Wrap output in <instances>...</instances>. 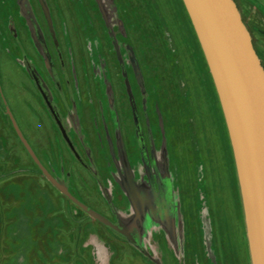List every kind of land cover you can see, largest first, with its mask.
<instances>
[{"label":"rangeland","instance_id":"1","mask_svg":"<svg viewBox=\"0 0 264 264\" xmlns=\"http://www.w3.org/2000/svg\"><path fill=\"white\" fill-rule=\"evenodd\" d=\"M237 1L264 33V0ZM23 4L30 28L19 23L12 56L0 44V264H188V257L190 264H253L227 121L184 0ZM263 33L255 34L261 53ZM28 55L49 93V74L64 70L74 83L73 110L62 103L58 109L76 127L91 171L69 150L26 66ZM11 114L48 171L127 233L84 211L48 178ZM111 125L119 126L118 144ZM152 126L159 128L158 154L174 170V180L161 183L167 196L140 183L130 141L145 130L152 137Z\"/></svg>","mask_w":264,"mask_h":264},{"label":"water","instance_id":"2","mask_svg":"<svg viewBox=\"0 0 264 264\" xmlns=\"http://www.w3.org/2000/svg\"><path fill=\"white\" fill-rule=\"evenodd\" d=\"M208 61L227 121L240 180L253 264H264V65L235 0H184ZM48 178L70 199L118 233L126 229L74 196L42 164Z\"/></svg>","mask_w":264,"mask_h":264},{"label":"flooded vegetation","instance_id":"3","mask_svg":"<svg viewBox=\"0 0 264 264\" xmlns=\"http://www.w3.org/2000/svg\"><path fill=\"white\" fill-rule=\"evenodd\" d=\"M235 1L238 5L240 11H241L242 17H243L248 29L251 32L254 46H255V48H256V50H257V52L261 58V61L264 65V53L263 52L261 53V51L258 48V46H259L258 41L261 42V40L259 39L258 36L255 35V34H262L263 32L262 33H260V32L258 33V31L256 32V30L254 28L255 26L251 25L246 20L245 16L243 15V11L241 9V6L239 5L237 0H235ZM3 8L5 9V16H4V18H0V39H1L0 44H1V47L3 48V50L11 55V53L13 54V49L14 48L17 49L18 46L20 45V38H19V33H18L19 23L21 22L22 24L27 25L29 28H30L31 24L29 22V18H28L29 14L25 10L23 0H0V11H2ZM253 19L255 22L258 21L257 18H255V17ZM126 44H128V43H126ZM25 60H26V62H25L26 66H27L29 72L31 73L32 77L36 81V84L38 86L37 88H39L40 94L42 95V97H43V99L47 105V108L49 109L51 114L54 116V118L56 120L55 122L57 123V126H58L60 132L62 133V135L66 141V144H67L69 150L71 151L73 157L77 160V162L81 163L85 168H87L88 170L91 171L93 169V164L90 162V160H88L86 157H84L81 146L75 142L74 137H75V131H76L75 128L76 127L71 128L69 126V124L67 123L66 118L63 116V113L61 114L60 110L58 109V105L60 103L64 104L69 111H70V107L72 108L71 103H73L75 101L74 83L71 81V79L69 80L68 75L64 70L60 71L59 72L60 75L56 78L54 76H52V74H49L50 79L52 78L51 80L54 81L53 82V89L54 90H52V92L49 93V88L47 87V85H49V83L47 82V79L45 78L43 71L37 65L35 59L32 56L28 55V56H26ZM70 81H71V83H70ZM0 94L3 98V100H5L3 97V93H2L1 89H0ZM71 110H73V108ZM113 126L112 125L110 126L111 127L110 131L112 133L114 143H115V141H117V144H118V135H117L118 133L117 132H119L120 129H119L118 125L114 126V127ZM150 130H151L152 137L149 136L150 133L147 132L146 130L144 133H141V136H139L137 134V132L136 133L134 132L135 133L134 135L133 134L130 135V141L133 144V149L138 150L139 162L141 163V167L143 170L141 172V170L139 169V171L136 170V172L138 171V174L140 175L139 176V179L141 181L140 183H144V184L148 185L149 188L152 187L154 184L156 185L157 188L155 186L153 187L154 188V196H156V193H159V190L161 191V193H166V196H167L168 191L166 190V188L161 183H162V181L169 180L170 177H171V181L174 180V174H173L174 170H172V168L170 169L168 164L166 165L165 161L162 158H160V155L158 154L159 148H157V146H160V140L157 137V133L159 131V128L157 126H152L150 128ZM135 135H137V136H135ZM136 140L138 141V143L136 142ZM151 141H153V142H151ZM138 147H139V149H137ZM90 149L92 150L93 148L90 147ZM116 151L118 152L117 146H116ZM127 152L130 156L131 155L130 149L127 150ZM123 165L124 164H122V163L120 164L119 162H117V167H118L117 171L118 172L125 170ZM131 166H132V163H131ZM165 168H166V171H165ZM169 169H170V171L172 170V174L169 173ZM95 175L98 177L99 183L101 184L102 188H106L105 184L103 182L102 176L98 172H96ZM136 176H138V175L136 174ZM68 177H70L69 174L67 176H63V178H65V179H70ZM164 200L168 204L167 198H164ZM154 207H156V206H154ZM170 209L171 208L169 206V210ZM174 218H175L176 223H177L178 216H177L176 212H175ZM110 220L113 222H116L113 219H110ZM250 251L251 250H250V244H249L248 245L249 255H250ZM194 257L195 256L193 255L192 261H194ZM217 258L220 259V256H217ZM251 258H252V255H251ZM211 263H212V261L209 260V261L205 262L204 264H211ZM188 264H190L189 257H188Z\"/></svg>","mask_w":264,"mask_h":264}]
</instances>
